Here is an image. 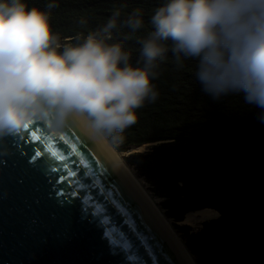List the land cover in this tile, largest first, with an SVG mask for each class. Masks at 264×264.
<instances>
[{"label":"clouds","instance_id":"clouds-1","mask_svg":"<svg viewBox=\"0 0 264 264\" xmlns=\"http://www.w3.org/2000/svg\"><path fill=\"white\" fill-rule=\"evenodd\" d=\"M50 17L25 0H0V139L38 123L53 134L78 123L96 140L123 143L136 110L158 99L153 81L169 57L180 69L195 61L205 94L242 96L264 123V0H163L135 63L114 32L144 30L142 8L123 20L117 9L102 27L67 39Z\"/></svg>","mask_w":264,"mask_h":264},{"label":"trees","instance_id":"trees-1","mask_svg":"<svg viewBox=\"0 0 264 264\" xmlns=\"http://www.w3.org/2000/svg\"><path fill=\"white\" fill-rule=\"evenodd\" d=\"M51 2L57 7L49 10ZM162 2L25 0L29 8L50 11L52 29L62 39L102 27L117 9L123 20L134 8H142L144 30L114 32L133 63L139 39L150 27L151 11ZM194 70L195 61L180 69L169 57L153 81L158 99L136 110L137 122L114 148L125 154L145 146L123 161L159 200L158 209L195 264H264V123L257 118L261 110L246 105L242 96L213 101L194 78ZM201 210L214 217L199 229L175 225Z\"/></svg>","mask_w":264,"mask_h":264},{"label":"water","instance_id":"water-1","mask_svg":"<svg viewBox=\"0 0 264 264\" xmlns=\"http://www.w3.org/2000/svg\"><path fill=\"white\" fill-rule=\"evenodd\" d=\"M103 209L132 239L148 238L138 262L191 264L113 149L82 125L0 139V264H133L105 239Z\"/></svg>","mask_w":264,"mask_h":264},{"label":"snow or ice","instance_id":"snow-or-ice-1","mask_svg":"<svg viewBox=\"0 0 264 264\" xmlns=\"http://www.w3.org/2000/svg\"><path fill=\"white\" fill-rule=\"evenodd\" d=\"M34 139L43 138L35 136L34 134ZM73 151H75V148H73ZM35 155L39 157L40 153L37 152ZM52 155L58 159H64L63 156H57V153L55 152H53ZM41 163H44V161H41ZM84 167L87 168L88 165L85 164ZM86 174L87 173H85V175ZM97 222L104 229L103 234L105 239L113 249L126 252L133 264H142V262L137 261V244H139L141 247H147L150 249L151 245L147 237H145L142 233H136V239H132L128 232L123 231V229L117 225L114 220L108 217L106 209H103L98 213ZM134 230V226L129 228V232H133Z\"/></svg>","mask_w":264,"mask_h":264},{"label":"bare ground","instance_id":"bare-ground-1","mask_svg":"<svg viewBox=\"0 0 264 264\" xmlns=\"http://www.w3.org/2000/svg\"><path fill=\"white\" fill-rule=\"evenodd\" d=\"M106 143L113 149L114 153L116 154V156L118 157V159L120 160L121 164L123 165V167L127 170V172L130 174V176L133 178V180L136 182V184L139 186V188L143 191V193L146 195L149 203L151 204L152 208L154 209V211L157 213V215L159 216V218L162 220V222L164 223V225L166 226V228L169 230V232L171 233V235L173 236V238L175 239V241L177 242V244L179 245V247L181 248V250L183 251V253L185 254V256L187 257V259L189 260V262L191 264H195L193 259L191 258V256L189 255V253L187 252V250L185 249L183 243L180 241V239L178 238V236L175 234V232L172 230V228L170 227L168 221L165 219V217L161 214V212L159 211V209L156 207V204L153 203V201L150 199V197L147 195V193L145 192L144 188L141 187L139 180L134 176V174L132 173L131 169L125 164V162L122 159V155L119 154L113 147L112 145L106 141ZM145 147L141 146L139 148H131V151L134 152H142L143 149ZM129 153H125V155H128ZM124 155V154H123ZM214 216L211 214L210 211L208 210H201V211H197V212H193V213H189L185 216V218L183 219L182 222L178 223L180 226H189V227H193L195 224L198 223H203L206 221H209L213 218Z\"/></svg>","mask_w":264,"mask_h":264},{"label":"rangeland","instance_id":"rangeland-1","mask_svg":"<svg viewBox=\"0 0 264 264\" xmlns=\"http://www.w3.org/2000/svg\"><path fill=\"white\" fill-rule=\"evenodd\" d=\"M109 142V141H108ZM110 143V142H109ZM111 144V143H110ZM112 145V144H111ZM115 145V144H114ZM143 147V146H142ZM145 147V146H144ZM114 148V147H113ZM115 149V148H114ZM145 150V148L143 149V151ZM119 154H121V153H119ZM125 155V154H124ZM122 159H123V157H122ZM131 169V168H130ZM131 171H132V173L134 174V176L137 178V176L135 175V172L131 169ZM138 180H139V183H140V185H141V187L142 188H144V190H145V192L147 193V195L150 197V199L153 201V203H155L156 204V207H157V203H159V200H156V199H153L152 197H151V195H150V193L148 192V190H147V185L141 180V179H139V178H137ZM158 208V207H157ZM160 211V210H159ZM161 212V211H160ZM162 214V213H161ZM163 215V214H162ZM166 219V218H165ZM167 220V219H166ZM168 221V223H169V225H170V227L172 228V230L175 232V234L178 236V238L180 239V236L176 233V231L173 229V226H172V224H171V221H169V220H167ZM200 223H198V224H195L193 227H191L192 229H199L200 228ZM180 241H181V239H180Z\"/></svg>","mask_w":264,"mask_h":264}]
</instances>
